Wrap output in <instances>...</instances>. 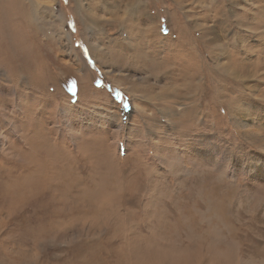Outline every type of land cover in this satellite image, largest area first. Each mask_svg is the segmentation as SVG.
Instances as JSON below:
<instances>
[{
	"label": "rangeland",
	"instance_id": "rangeland-1",
	"mask_svg": "<svg viewBox=\"0 0 264 264\" xmlns=\"http://www.w3.org/2000/svg\"><path fill=\"white\" fill-rule=\"evenodd\" d=\"M0 264H264V0H0Z\"/></svg>",
	"mask_w": 264,
	"mask_h": 264
},
{
	"label": "bare ground",
	"instance_id": "bare-ground-1",
	"mask_svg": "<svg viewBox=\"0 0 264 264\" xmlns=\"http://www.w3.org/2000/svg\"><path fill=\"white\" fill-rule=\"evenodd\" d=\"M133 2H134V1H133ZM132 4H133V3H132ZM130 5H131V4H130ZM111 12H112V11H111ZM118 12H119V11H118ZM148 63H149V62H148ZM219 68H220V67H219ZM221 68H222V67H221ZM221 68H220V69H221ZM220 69H219V70H220Z\"/></svg>",
	"mask_w": 264,
	"mask_h": 264
}]
</instances>
